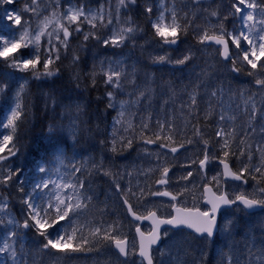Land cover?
<instances>
[{
  "label": "snow or ice",
  "instance_id": "1",
  "mask_svg": "<svg viewBox=\"0 0 264 264\" xmlns=\"http://www.w3.org/2000/svg\"><path fill=\"white\" fill-rule=\"evenodd\" d=\"M17 3L21 4L18 9L5 7ZM137 4L138 0H115L113 7V0H101L93 9L84 2L73 4L70 0H47V3L45 0H0V20L6 18L11 21L9 27L15 26L13 31L18 33V36L10 38L0 35V59L7 67L40 80L59 74V68L54 69L53 65L61 60L62 54L67 57L70 42L77 35H82L81 50L87 47L89 40H95L104 47H123L126 43L136 47L137 36L144 33V28L131 15ZM229 5L228 10L222 13L224 0H213L207 6L201 0H159L157 5L144 0L143 15L151 28V40L146 43L155 41L169 47L178 45L191 29L197 43L219 45L215 49L217 55L232 65V73L246 72L252 77L255 91L243 86L233 87L230 81L226 84L217 74L215 63L207 61L203 66L193 65L187 80L179 84L171 80L157 83L155 74L150 72H144L141 79L136 65L129 71L121 59L105 58L94 62L90 72L84 74L90 77L93 88L98 77H102L109 89L105 92V111L111 109L116 112L110 140L101 139V146L110 144L112 153L122 154L133 147L138 136L144 144L167 149L163 159L161 153H155L160 163L148 169L158 173L154 185L162 186V190H152L151 185L147 191L143 187L134 190L131 181L129 186H122L119 179L123 174L106 168L101 159L99 162L93 160L90 166L88 160L79 167L72 165L71 176L75 182L62 176L53 180L49 175L26 192V181L19 179L22 169L5 163L19 151L13 141L29 114L22 102L28 80L18 84L7 122L0 121V127L10 130L9 134H2L0 140V228L3 229L0 256L4 257L0 264H73L79 254L100 253L110 250L111 246L116 250L115 260L111 254H106L105 260L96 264H208L207 245L213 243L218 235L223 237L224 243L217 250L214 264H264V220L243 226L242 232H239L240 224L235 216L225 218L223 222L219 220L221 210L232 206H236L235 213L247 216L254 215L255 209L264 211V62H261V57H264V0H229ZM45 12L49 14L43 15ZM41 16L43 19L33 29V19ZM213 17L216 18L215 24L212 23ZM230 17L238 18L247 33L237 30L235 25L229 31L226 21ZM197 20L203 21V25ZM53 23L55 27L49 31ZM85 23L90 26L88 32L83 30ZM114 23L119 25L118 29L113 27ZM101 29L110 34L102 35ZM242 42H246L248 47H243ZM230 45L237 50L235 56ZM21 50H27V55ZM194 58L195 53L189 49L175 59L160 55L150 57V60L153 64L186 66ZM80 60V55L73 51L71 65L78 66ZM72 79L79 88L82 74L75 72ZM9 89L6 81H0V94L6 95ZM46 96V106L48 101L55 106V99ZM122 96L126 98H120ZM153 105L163 113L162 119H155L154 129L149 123L153 119L150 111ZM141 108L148 112V122L141 116L140 123L135 124ZM83 117L81 104L64 106L62 119H67V128L74 139L78 132H91ZM205 128L210 129L211 134ZM61 130L62 127L52 125L48 128L50 135ZM148 132H151V137L147 136ZM189 146L195 148L194 159L186 157V164L171 162L176 161L181 150L187 151ZM143 150L148 152L147 148ZM5 151L7 155L3 154ZM55 159L63 164V149H56ZM214 163L222 169L203 185L206 210L196 208L193 211L172 203L175 215L163 216L157 214L158 209L145 208L144 214L134 209L132 198L142 204L147 196L177 201L189 193L194 195L195 184L191 189L185 184L175 193L170 191L167 187L173 182L170 172L177 167L185 169L198 165L201 179H207V169ZM37 171L46 174L49 169L39 165ZM84 171L88 172V177L76 175ZM93 175L112 178L114 191L127 213L137 221L152 222L148 232L136 226L138 243L135 240L130 243L127 236L120 233L119 219L107 227L88 220L86 214L96 198L92 188ZM127 175L131 176L132 172ZM193 176V171H186L175 178V183H191ZM221 178L243 184L252 180L255 182L254 191L230 198L227 192L220 190L223 187ZM13 182L18 183V191L23 194L18 201L22 206L19 217L12 211V198L7 191ZM210 185L217 190L213 191ZM38 191L43 195H34ZM44 196H47L46 201ZM173 229H189L191 232L174 239ZM25 230L32 232L39 242L26 243ZM201 240L205 242L204 248L192 246L193 241Z\"/></svg>",
  "mask_w": 264,
  "mask_h": 264
},
{
  "label": "trees",
  "instance_id": "2",
  "mask_svg": "<svg viewBox=\"0 0 264 264\" xmlns=\"http://www.w3.org/2000/svg\"><path fill=\"white\" fill-rule=\"evenodd\" d=\"M80 2H84L89 7L95 9L101 0H75V4ZM151 2L154 5H157L159 0H151ZM201 2L207 6L212 3L213 0H201ZM20 6L21 4L17 3L10 6L6 5L5 7L18 9ZM229 6V0H224L222 13L226 12ZM143 7L144 0H138L137 6L131 11L133 19L144 28V33L137 36L136 46L139 42L141 43L138 49H135L131 43H126L123 47L113 48L104 47L95 40H89L87 42V47L84 50H81L82 35H77L70 42L71 46L67 57L65 58L62 54L61 60L58 61L57 64L53 65L54 69L59 68V74L50 78H42L40 80L32 79L27 73L7 67L6 63L0 59V81H6L10 86L6 95L0 94V121H3L4 123L7 122L6 117L10 112V106H14L15 103L12 98L13 94L17 90L19 83H23L24 79L28 80L25 90L26 94L24 95L22 102L27 106L26 110L29 114L25 121L20 125L13 141L19 151L16 156L10 157V159L5 162L12 168L22 169V174L19 179L21 181H26L24 184L26 192L31 191L32 185L39 182L41 178L47 179L49 175L52 178V174L57 172L56 169H68L71 173L72 165L79 167L85 160L89 161L90 166L93 160L99 162L103 159V163L106 168L110 167L112 171L116 173L122 171L121 174L125 177L128 170L132 167V164L139 162V156L136 152H140V149L147 146V144H144L138 136L133 144V147L124 151L122 154L112 153L109 150L110 144H106L105 146H101L99 144L101 139L110 140L112 120L113 117L116 116V112L111 109L105 111V105L107 103L105 92L109 89H107L104 85L102 77H98L97 85L93 88L91 86L90 77L88 75H84L85 73L90 72L94 62H99L105 58H112L117 54H120L126 58L125 64L128 66L129 71H131L133 65H136L141 79L143 78L144 72H150L155 74L157 83H160L162 80H171L175 81L177 84L181 81L187 80L189 74L192 72L193 65L203 66L205 61L209 63L214 62L217 68V74L225 81L226 84L230 81L233 87L243 86L245 88H251L252 91H255L252 77H249L246 72H241L239 74L232 73L230 71L232 65L229 62L226 63L222 61L221 57L218 56L215 51L216 48L207 47L197 43L191 29L189 30L187 37L181 38L178 48L174 50L168 49L155 41L146 43V41L151 40V28L146 23V17L143 15ZM0 14H2V10H0ZM257 19H259V17H257ZM197 23L203 25L204 22L197 20ZM212 23H216L215 17L212 18ZM10 24L11 21H8L6 18L0 20V35L6 38H10L13 35L18 36V33L13 31L14 26L13 28L9 27ZM233 25H235L237 30L244 31L242 22L238 18L230 17L229 20L226 21V27L229 31H232ZM257 27L259 28V25ZM83 28H85L84 32H88L90 30V26L86 23L83 25ZM101 34L106 36L109 35V32L106 29H101ZM0 43H2V41H0ZM141 45L144 47L141 48ZM230 46L231 51L235 56L237 50L234 46ZM242 46L245 48L248 47L246 42H242ZM189 49L195 53V58L186 66H175L168 63L153 64L150 60V57L166 55L165 52H169V55L167 56H171L175 59L182 56ZM73 51L81 57L79 65L75 67L71 65ZM21 52L24 53L25 56L27 55V50H21ZM155 52H160V54H155ZM261 62H264V57H261ZM246 67L250 68V66ZM40 70H42V68ZM75 72H80L82 74L79 88L76 87V83L72 79V75ZM46 94L55 99V106H53L51 101H48L46 106ZM120 98L126 97L122 96ZM70 103H79L83 106V119L87 120V127L91 129V132H88L87 130L78 132L75 139L72 137L71 132L67 128V119H62L64 106ZM150 111L153 113V119L149 123L150 127L154 129L155 119L157 117L162 119L163 113L159 112L155 105H153V108ZM141 116L145 118V122H148V112L141 108L135 117V124L140 123ZM176 123L179 125V119H177ZM50 125L62 127V130L56 135H50L48 132ZM205 131L211 134L210 129L205 128ZM9 132V129L0 127V140H2V134H9ZM138 132L139 129L137 128V133ZM147 136L151 137V132H148ZM150 146L158 147L157 145ZM58 147L63 149L65 153L63 164L55 159V153ZM3 154L7 155V151ZM186 157L195 158V148L193 146H189L187 151L181 150V152L177 155V160L171 162L183 163ZM39 165H44L49 169V171L46 174L38 172L37 168ZM233 165L235 166V161H233ZM212 168L216 172L221 171V167L217 163L212 164ZM178 169L181 168H174L170 174H179L180 172ZM190 169V171H193L194 177L200 179L198 176V165H193ZM76 175L81 178H86L88 177V172L84 171L82 174L77 173ZM91 179L92 188L96 198L94 199L92 205H90L89 212L86 214L88 220H92L93 224L105 227L114 220L119 219L120 223L123 224L120 226V233L127 236L130 240H135L136 224L129 219L125 207L122 205L119 196L115 193L112 178L102 175H93ZM72 180L75 182L74 177H72ZM221 181H223L222 178ZM121 183H123V181H121ZM239 185H242L243 188L242 183ZM151 186L152 190L158 189L154 184H151ZM18 187V183L13 182L12 186L7 191L12 198V211L19 217L22 206L18 201L23 194L18 191ZM180 187H182L181 182L177 186L172 187L170 190L177 191ZM254 188L255 182L249 180L247 186L243 189L248 192L250 189ZM34 195L39 197L42 196L43 193L38 191ZM37 202H39V200ZM131 202L134 205V209L139 213L135 199L132 198ZM185 207L188 208L187 206ZM197 207H200V209L204 208L201 202ZM194 209H196V207H194ZM233 209H235V207ZM164 214L165 216H170L171 208ZM234 216L235 218H238L240 224L239 232H242L243 226L251 223L258 224L259 221L264 220V211L247 216L244 213H235L234 210H230L226 214L222 215L220 222H223L225 218H233ZM65 226L67 225L65 224ZM25 233L26 243L31 244L33 241L37 243L39 242V240L33 236L32 232L25 231ZM172 233L173 238L175 239L182 238L189 232L179 230L172 231ZM191 235L195 236L193 234ZM2 237L3 229L0 228V239H2ZM223 243V237L218 235L213 243L207 245V250L209 252L208 264H214L217 250ZM192 246L194 248H204L206 245L205 242L201 240L193 241ZM106 254H111L115 260V252L113 250V246H111L110 250H102L100 253L79 254L78 259L74 261L73 264H83L84 259H87L85 264H89L90 260L92 264H96L97 261L103 262L106 258ZM3 259L4 257L0 256V260ZM61 264H63V262H61Z\"/></svg>",
  "mask_w": 264,
  "mask_h": 264
},
{
  "label": "rangeland",
  "instance_id": "3",
  "mask_svg": "<svg viewBox=\"0 0 264 264\" xmlns=\"http://www.w3.org/2000/svg\"><path fill=\"white\" fill-rule=\"evenodd\" d=\"M206 1H209V0H206ZM70 2L75 4V0H70ZM45 3H47V0H45ZM43 6L44 5H42V7ZM113 7H115V0H113ZM48 14H49V12H45L43 15H48ZM41 19H43V16H41L39 19L34 18L33 21H32V28L35 29L37 27V25L40 23ZM122 20H123V17H122ZM54 27H55V24L53 23L49 27L48 30L51 31L52 28H54ZM113 27L115 29H118L119 25L114 23ZM83 30H85V28H83ZM244 31L247 33V29L246 28H244ZM140 44L141 43L139 42L138 45L135 47V49H138ZM128 45H130V44H128ZM127 52H128V50H127ZM155 54H160V52H155ZM165 54L169 55V52H165ZM111 59H121V60L124 61V63H125V60H126V58L123 57L120 54H117L115 57H112ZM9 114H10V112H9ZM145 148L148 149V152H145L143 150ZM157 152L161 153V159H163L164 158L163 154L166 153L167 150L147 145V146L143 147L142 149H140V152H136L138 154V156H139V162H135L134 164H132V167L128 170V172H132V175L131 176L126 175V177L123 176L122 179H119V183H121V181H123V183H121V185L124 186V187H127V186H129V181H131V186L133 187L134 190H138L140 187H143L147 191L148 187L151 184H154L155 179L158 177V173H152V172L148 171V169L155 168L156 165L158 163H160V161H158L156 159V156H155V153H157ZM170 156H171V154H169V158H170ZM187 162H188L187 159H185V161L183 163L186 164ZM211 168H212V165L207 169V171H208L207 172L208 173V178L207 179H201L200 175L198 174L200 179L199 178H195L193 176V178H190L191 183H189L188 181H181L182 186L187 184V186L190 189L192 188L193 184L196 185V188L193 190L194 191V195L192 193H189V194L185 195L184 197L179 198L177 201H170V199L168 197L147 196L143 200L142 204L139 203L134 198L135 202H136L137 209L139 210V213L140 214H144L145 208H152L153 210H157L158 209L157 213L159 215L165 216L164 213L168 209L172 208L171 207L172 203L178 204L179 206H182V207L187 206L188 208H192V209H194V207L200 208V207H197V206H199L200 202L202 203V201H203V196H202L203 185L208 183V180L211 178L212 175L216 174V171L213 168L212 169ZM189 170H191V169L190 168L178 169V171L180 172L179 174L178 173L170 174V176L173 177V182L170 183L169 186H167L168 189L170 190L172 187L177 186L178 184L175 183V178L178 177L179 175H181L182 173H184L186 171H189ZM71 173L67 169L61 168L58 172L52 174V179L53 180H58L59 177H61V176L64 177L65 180L72 179ZM119 173L121 174L122 171H120ZM221 184L223 185V187L220 190L222 191L223 188L226 187L228 189V191L230 192V194H232L233 196H236V195H239V194H251L254 191V189H250L248 192H246L245 190H243L242 188H240V187H238L236 185L224 184L223 181H221ZM155 186H157L158 189L162 190V186H158V185H155ZM212 186L214 187L215 190H217L214 185H212ZM50 188H51V185H50ZM155 190H157V189H155ZM47 191L48 190L46 189L45 192H47ZM170 191H173L174 193L176 192V190H170ZM45 200H47V196H45ZM202 209L206 210V208H202ZM91 222H92V220H91ZM122 225L123 224L120 223V226H122ZM105 227H107V226H105ZM149 230H150L149 227L145 228V231L148 232ZM135 259H138V258H135ZM86 262H87V259H84L83 260V264H85ZM89 264H92L91 260L89 261Z\"/></svg>",
  "mask_w": 264,
  "mask_h": 264
},
{
  "label": "water",
  "instance_id": "4",
  "mask_svg": "<svg viewBox=\"0 0 264 264\" xmlns=\"http://www.w3.org/2000/svg\"><path fill=\"white\" fill-rule=\"evenodd\" d=\"M163 45V44H162ZM205 46H208V47H214V48H219L220 46L219 45H215V44H212V43H207V44H204ZM163 46H165V47H167V48H171V49H176L178 46H179V44L178 45H174V46H171V47H169L168 45H163ZM230 49H231V46H230ZM221 59H222V57H221ZM226 63H228V62H226ZM218 164V163H217ZM219 165V164H218ZM220 166V165H219ZM221 167V169H222V166H220ZM224 180V179H223ZM225 181V180H224ZM226 181H228V182H233V183H241L240 181H233V180H231V179H228V180H226ZM245 186L247 185V184H244ZM211 186V185H210ZM213 191H214V189H213ZM203 204L207 207V205L205 204V202H204V200H203ZM177 206V205H176ZM178 207V206H177ZM233 207V206H232ZM224 209V208H223ZM222 209V210H223ZM226 209H229V208H226ZM193 210V209H192ZM221 210V211H222ZM194 211V210H193ZM260 211H262V210H260V209H255V210H253V212L254 213H256V212H260ZM172 212H173V214L172 215H175V210L172 208ZM128 216H129V218L132 220V221H134V222H136V223H139L140 224V228H141V226L142 225H149L150 227L152 226V222L151 221H149V220H144V221H137V220H135L130 214H128ZM162 227H168V226H162ZM174 231H178V230H175V229H173ZM179 230H185V231H187V232H191V230H189V229H179ZM26 232L28 231V230H25ZM141 231H143L142 230V228H141ZM144 232V231H143ZM135 233H136V229H135ZM193 235H195V233H192ZM136 236H137V240H139V236H138V234L136 233ZM113 249H114V251L116 252V250H115V248H114V246H113ZM123 259V258H122Z\"/></svg>",
  "mask_w": 264,
  "mask_h": 264
},
{
  "label": "flooded vegetation",
  "instance_id": "5",
  "mask_svg": "<svg viewBox=\"0 0 264 264\" xmlns=\"http://www.w3.org/2000/svg\"><path fill=\"white\" fill-rule=\"evenodd\" d=\"M238 187L242 188L241 186H238ZM229 193H230V192H229Z\"/></svg>",
  "mask_w": 264,
  "mask_h": 264
}]
</instances>
